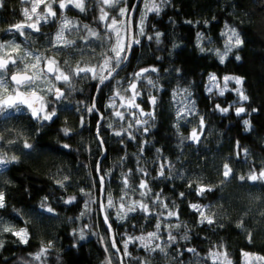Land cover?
Wrapping results in <instances>:
<instances>
[{
	"label": "trees",
	"instance_id": "1",
	"mask_svg": "<svg viewBox=\"0 0 264 264\" xmlns=\"http://www.w3.org/2000/svg\"><path fill=\"white\" fill-rule=\"evenodd\" d=\"M133 1L128 0V4L132 5ZM23 7L21 0H5L4 7L0 8V29L19 20ZM139 13L137 10L135 25ZM96 15L95 4L89 5L84 13L77 9L68 10L71 19L93 27H97L93 20ZM225 24L233 26L244 43L233 49L224 63H220L207 47L223 44L221 32ZM157 31L163 34L160 42L140 36V43L134 45L127 65L116 77V80H121L140 68L153 66L158 69L147 75L158 83L159 91L147 88L145 95L137 100L141 108L149 111L151 105L147 92L158 97L155 120L147 134H137L134 141L125 136L121 143L122 138L108 129V123H113L116 128L121 123L106 107L116 81L104 86L96 96L97 108L105 115L100 131L103 147L96 138L98 115L76 111L80 106L78 102L92 103L94 81H74L77 90L55 105L57 117L42 128L26 113L17 114L7 123V130L3 132L6 138L4 149L8 155L18 156L19 163L11 165L0 175V190L5 191L9 205L0 215L16 227H23L27 222L30 240L28 244H21L14 242L15 237L5 234L4 247L0 248V264H24L29 253L36 252L41 244L48 242H52L53 247L48 253L47 264H104L108 253H105L101 235L107 240L108 250L114 252L110 247L109 232L98 204L95 207L91 204V212L80 217L84 201L89 199L80 193V189L91 192L92 198H102L96 183V164L99 161L103 170L100 174L106 176L105 188L113 199H118L122 172L133 169V181L139 182L135 169L138 145L144 140L148 143L144 146L140 163L150 173V187L153 192H163V197L169 199V207L171 202L178 205L180 221L187 225L190 238L180 239L185 231L181 230L178 243L167 249V256L159 252L149 255L138 244H129L132 258H126V264H136L135 258L138 257L147 258L150 264H179V261L189 264L192 254L184 252L177 258V249L194 247L203 255L210 247L220 244L230 254L233 264H242V250L264 255V183L230 179L220 184L222 177L218 174L225 162L233 167L237 176L248 173L252 167L259 170L264 165V0H169L159 15L149 14L145 21L147 36H154ZM198 34H202L203 40L200 41ZM5 35L0 33V36ZM36 44L44 47L45 38L37 35ZM201 47L205 51L202 52ZM236 56L240 59L237 60ZM61 58H68L67 53H61ZM71 59L75 62L80 57L77 55ZM211 71L236 73L243 78V88L249 98L243 102L246 113L236 116L231 90L222 96L208 92L206 78ZM179 89H187L191 93L196 115L180 120L177 128L173 92ZM180 95L184 96L183 93ZM217 104L234 106L228 113H222L216 109ZM81 116L85 119L83 127L80 125ZM200 116L205 119L201 142L186 141L181 145L180 136L188 135L198 125ZM244 120L250 121V130H246ZM65 127L72 130L69 136L61 131ZM9 139L27 140L34 149L10 147L6 143ZM237 142L241 149H247V156L242 153L236 157ZM63 144L70 147L63 148ZM157 149H161L159 154ZM121 157H125L122 163ZM164 158L172 162L174 171L169 174L166 170L165 177H157L158 164L155 161ZM65 175L70 177V182L65 188H60L54 181ZM193 182L220 186L199 197L188 187ZM180 192L185 193L184 198L178 195ZM70 196H76L77 202L65 204L63 201ZM44 197H48V205L54 208L55 214L40 208ZM190 203L211 205L216 223H196L197 214L189 208ZM12 209H16L19 216ZM109 216L121 251L122 237L141 234L142 230L152 231L156 222L155 219H144L141 213L130 214L127 220L119 221L111 209ZM241 221L243 227H238ZM171 222L175 223V218ZM85 225L89 228L84 230V238L81 239L79 233ZM74 231L76 235H73ZM249 232L251 240L248 239Z\"/></svg>",
	"mask_w": 264,
	"mask_h": 264
},
{
	"label": "snow or ice",
	"instance_id": "2",
	"mask_svg": "<svg viewBox=\"0 0 264 264\" xmlns=\"http://www.w3.org/2000/svg\"><path fill=\"white\" fill-rule=\"evenodd\" d=\"M169 0H140L139 4H128V0H95V6L98 14L93 17L97 27L93 28L89 24H83L73 20L66 15V10L77 9L80 13L87 11L88 0H21L23 5L20 19L10 23L6 28L0 29V33L7 34L0 36V175L9 169L11 165L19 163V157L8 155L4 149L5 136L3 132L7 130L6 125L16 117L17 114H27L30 119L37 121L42 128L47 122L57 117L55 105L66 99L67 95L76 91L74 81H94L96 93L103 90L104 86L116 81L112 87V95L109 97L107 108L111 109V116L121 122L119 127H114L113 123H108V129L112 134L121 137H127L129 140H136L137 134H147L155 120V107L158 97L147 92L148 103L151 105L149 111L141 108L137 100L145 95V89L155 88L159 91V85L156 81L149 78L148 73L158 71L155 67L140 68L130 73L121 80H116L120 71L127 65L130 53L134 45L140 43L138 36H145L147 39H155L160 42L163 35L155 32L154 36H147L145 32V21L149 14L159 15ZM5 0H0V8L4 7ZM123 4L122 7L120 5ZM139 10L140 18L133 27V14ZM116 14L113 15L112 13ZM59 13V14H58ZM190 23V22H189ZM55 24V32L45 34L42 31L44 25ZM37 35L45 38L47 47L37 46ZM225 37L223 48L210 49L219 58L220 63L233 51L241 47L244 43L240 33L227 24L225 31L221 32ZM10 37V38H9ZM198 38L203 40L202 34ZM203 52L205 49L200 48ZM61 53H67L68 58H61ZM79 56L80 59L73 60L72 57ZM239 60L240 57L236 56ZM179 71V70H177ZM223 87H220V81L211 74L209 76L208 92L211 93L214 88H218L219 95H224L225 91L234 90L238 101L242 103L248 101V96L244 94L242 85L243 78L238 76H224L222 78ZM229 82H234L236 87L228 89ZM126 85V86H124ZM183 93L184 100L190 99L191 93L187 89H179L173 92V99ZM92 103L85 104L78 102L79 107L76 111H83L88 114L98 115L96 124V138L101 147L104 140L100 136L102 128L101 121L105 119L104 113L100 112L96 105V97L93 96ZM119 101V104H117ZM234 105L221 107L216 105V109L222 113H228ZM120 109H123L121 111ZM255 111V109H253ZM245 107H235L236 116L246 113ZM127 113V116H126ZM195 105L193 103H184L176 110L177 125L179 121L188 116H195ZM246 130H250L249 120H244ZM80 125H85L84 116L80 117ZM135 129V132L133 131ZM205 119L199 117L198 125L193 127L188 135L180 136V144L191 142L199 144L204 135ZM61 131L65 136L71 134V129L65 127ZM10 147H21L26 150H33L34 145L27 140L18 142V140H7ZM148 141L139 143V153L137 154L136 173L139 174V182L133 181V169L121 173V189L118 199H113L112 195L105 188L106 176L101 175L103 171L100 168L99 161L96 164L97 181L99 184V197L101 199H92V193L86 192L83 188L80 193L89 197L84 201L83 211L80 217L86 216L91 212V204L97 203L103 222L109 232L110 247L114 250L113 254L106 255L104 264H126V258H132L128 251L129 244H138L149 255L153 253H162L168 255L167 249L178 243V235L181 230H185L180 239L188 240L187 225L180 221L179 207L175 202L163 197V192H153L149 184L148 177L150 173L140 163V157L143 155L144 146ZM63 148H69L70 145L63 144ZM238 151L236 157L240 155L247 156V149H241L239 142L236 144ZM159 154L161 149L156 150ZM125 157L120 158L122 163ZM230 159V158H229ZM158 164L157 177H165L166 170L169 174L174 171V165L167 158L155 161ZM222 177L220 184H224L230 179H238L240 182H259L264 183V165L259 170L255 167L250 168L248 173L239 176L233 170L229 163L225 162L218 170ZM60 188H65L70 182V177L65 175L62 179L54 181ZM220 185H207L203 182L189 183L188 187L193 189L197 196L203 197L205 193L214 191V188ZM181 198L185 197L184 192L178 193ZM65 204L77 202L76 196H70L63 201ZM189 208L197 214L196 223L214 225L216 223L215 213L211 205L199 203H190ZM9 205L6 201V193L0 190V212L6 211ZM40 208L50 214H55L53 207L48 205V197H44L40 202ZM114 210L115 219L125 221L130 214L141 213L143 218L155 219L152 231L146 233L142 230L141 235L127 236L121 239L123 251L117 246L115 236L112 235V224L110 222L109 210ZM17 216L19 213L12 209ZM80 217H77L80 218ZM175 218V223L171 219ZM243 227V221L238 225ZM89 228L85 225L80 230V238H84V230ZM5 234L15 237L14 242L28 244L30 232L28 223L24 222L23 227L17 228L10 221L6 220L4 215H0V248L4 247ZM73 235H76L75 231ZM103 239V238H102ZM248 239L251 240V233H248ZM53 247L52 242L46 245L41 244L36 252L29 253V259L24 264H47L48 253ZM105 253H108V247H105ZM184 252L191 253L193 259L189 264H233L230 254L225 250L224 245L210 247L205 254H201L194 247H187L183 250L177 249V258L183 256ZM244 258L243 264H264V255L250 253L242 250ZM136 264H150L145 257L135 258ZM183 264V261H179Z\"/></svg>",
	"mask_w": 264,
	"mask_h": 264
},
{
	"label": "rangeland",
	"instance_id": "3",
	"mask_svg": "<svg viewBox=\"0 0 264 264\" xmlns=\"http://www.w3.org/2000/svg\"><path fill=\"white\" fill-rule=\"evenodd\" d=\"M92 4H95V0H90V1H88V3H87V8H88V6L89 5H92ZM26 6V5H25ZM123 6V4H121L120 5V7H122ZM59 14V13H58ZM97 14H98V12H97ZM113 15H115L116 13L115 12H113L112 13ZM69 17V16H68ZM70 18V17H69ZM139 18H140V13H139V17H138V21H139ZM137 21V22H138ZM228 26H230V27H232V28H234L233 26H231V25H228ZM52 29H53V33L55 32V30H56V25L55 24H52ZM93 27V26H92ZM96 26H94L93 28H95ZM223 31H225V26H224V28H223ZM138 38L140 39V36H138ZM225 37H223V44H224V41H225ZM200 41H201V39H200ZM223 44H221V45H217V44H210L207 48L208 49H221L222 50V48H223ZM153 67V66H152ZM211 74H215V76L218 78V80L220 81V87H223V82H222V78L224 77V76H238V77H241L240 75H238V74H236V73H231V72H223L222 74H217L216 72H214V71H211V72H209L208 74H207V78H206V89L208 90V86H209V76L211 75ZM236 87V85L234 84V82H229V84H228V89H234ZM242 88H243V85H242ZM232 92H233V94H234V98L231 100V102L233 103V104H235V107H240V106H243L244 107V104H243V102L242 103H235L236 101H238V97H237V94L235 93V91L234 90H231ZM243 91H244V94L246 95V93H245V90H244V88H243ZM212 92H219V89L218 88H214L213 89V91ZM226 92V91H225ZM112 95V94H111ZM108 102H109V99H108ZM184 103H192V101H191V99H189V100H187V101H185L184 100V96H182V95H180V94H178L177 95V97H176V99H175V105H176V110H177V108L178 107H181V106H183V104ZM117 104H119V101H117ZM221 107H228L229 105H226V106H223V105H220ZM92 199H96L97 200V198H95V197H93ZM96 204L97 203H93V205H94V207L96 206ZM17 228H19V227H17ZM146 233V232H145ZM138 235H141V234H138ZM138 235H135V236H138ZM127 236H134V235H131V234H128ZM101 237L103 238L102 240H103V243H104V245L105 246H107L108 247V243H107V240L101 235ZM244 251H247V252H250V253H256V254H260V255H262L261 253H259V252H257V251H252V250H244ZM109 254H113V253H111L109 250H108V255ZM243 260H244V258L242 257V264H243ZM113 264H116V262L115 261H113Z\"/></svg>",
	"mask_w": 264,
	"mask_h": 264
},
{
	"label": "water",
	"instance_id": "4",
	"mask_svg": "<svg viewBox=\"0 0 264 264\" xmlns=\"http://www.w3.org/2000/svg\"><path fill=\"white\" fill-rule=\"evenodd\" d=\"M140 0H134L132 4H139ZM135 15H136V12L133 14V27H134V31H135ZM134 47V46H133ZM133 50V48H132ZM132 52V51H131ZM131 55V53H130ZM95 97L97 96V93L95 91ZM103 153H104V148H103ZM112 235L114 236V233H113V228H112Z\"/></svg>",
	"mask_w": 264,
	"mask_h": 264
},
{
	"label": "flooded vegetation",
	"instance_id": "5",
	"mask_svg": "<svg viewBox=\"0 0 264 264\" xmlns=\"http://www.w3.org/2000/svg\"><path fill=\"white\" fill-rule=\"evenodd\" d=\"M66 15L68 16V10H66ZM52 24H49V25H44L42 27V31L46 34V31L48 30L49 32H52L53 29H52ZM44 47H47V45H45Z\"/></svg>",
	"mask_w": 264,
	"mask_h": 264
}]
</instances>
